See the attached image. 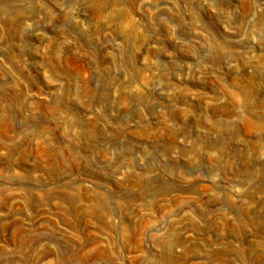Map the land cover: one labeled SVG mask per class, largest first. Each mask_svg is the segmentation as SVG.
<instances>
[{"label": "clouds", "instance_id": "obj_1", "mask_svg": "<svg viewBox=\"0 0 264 264\" xmlns=\"http://www.w3.org/2000/svg\"><path fill=\"white\" fill-rule=\"evenodd\" d=\"M245 158L264 0H0V264H264Z\"/></svg>", "mask_w": 264, "mask_h": 264}, {"label": "rangeland", "instance_id": "obj_2", "mask_svg": "<svg viewBox=\"0 0 264 264\" xmlns=\"http://www.w3.org/2000/svg\"><path fill=\"white\" fill-rule=\"evenodd\" d=\"M235 149L233 150V154L235 155ZM256 169H264V161H257V160H247L246 158L243 160V162L240 163V171L241 172H247L248 174H252L256 171ZM259 185V188L257 191L264 190V176H261L259 180L256 182ZM199 188L203 190H214L211 189V185L207 183H199ZM253 187H256L254 185ZM175 195L177 197V200L175 203H182L184 201H187L189 204L193 203L194 200L196 199V191L192 189H184L181 188L175 192ZM249 202L255 203V207L248 209L246 211H242L240 208L235 207V206H229V212L228 215L230 217H242L245 223H249L252 225H256L258 229L264 230V201L258 202L256 200L255 195L249 196L248 197ZM205 200H207V197H205ZM221 202L213 200L209 203H207L206 208L209 211H215L218 208H220ZM173 207H175V204H173ZM187 207H185V211H187ZM169 211L167 207L164 209H158V208H153V219H159L161 215ZM195 215V213H194ZM130 219V218H126ZM228 224H231V220L228 221ZM223 228H227V225L223 224L221 225Z\"/></svg>", "mask_w": 264, "mask_h": 264}]
</instances>
